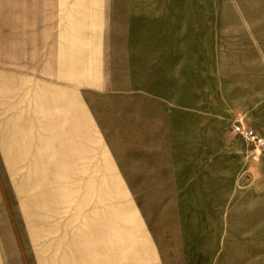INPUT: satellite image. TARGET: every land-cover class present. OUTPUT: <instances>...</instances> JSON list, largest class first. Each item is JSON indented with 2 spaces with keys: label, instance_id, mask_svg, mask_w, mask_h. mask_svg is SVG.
<instances>
[{
  "label": "rangeland",
  "instance_id": "obj_1",
  "mask_svg": "<svg viewBox=\"0 0 264 264\" xmlns=\"http://www.w3.org/2000/svg\"><path fill=\"white\" fill-rule=\"evenodd\" d=\"M51 2L29 0L30 27ZM142 10L188 26L192 75L94 100L93 136H0V264H264V150L232 130L264 137V0ZM20 19V0H0V30Z\"/></svg>",
  "mask_w": 264,
  "mask_h": 264
},
{
  "label": "crops",
  "instance_id": "obj_2",
  "mask_svg": "<svg viewBox=\"0 0 264 264\" xmlns=\"http://www.w3.org/2000/svg\"><path fill=\"white\" fill-rule=\"evenodd\" d=\"M51 3L44 31L39 11L30 27L29 0H20L19 29L0 30L5 46L11 37L10 49L0 54V136H93L94 100L124 106L125 97L140 90L141 77L149 85L152 78H164L167 92L172 91L168 79L192 75V44L182 42L188 26L174 32L165 21L156 27L142 0ZM174 33L180 38L175 44ZM30 44H36L31 69ZM57 141L53 149L61 151ZM69 148L75 153L76 146ZM76 152L83 160L93 156L81 154V148Z\"/></svg>",
  "mask_w": 264,
  "mask_h": 264
},
{
  "label": "built area",
  "instance_id": "obj_3",
  "mask_svg": "<svg viewBox=\"0 0 264 264\" xmlns=\"http://www.w3.org/2000/svg\"><path fill=\"white\" fill-rule=\"evenodd\" d=\"M232 130L235 133L243 135L250 143L254 144L261 150H264V137L260 135L254 128L246 127L242 121L232 124Z\"/></svg>",
  "mask_w": 264,
  "mask_h": 264
}]
</instances>
